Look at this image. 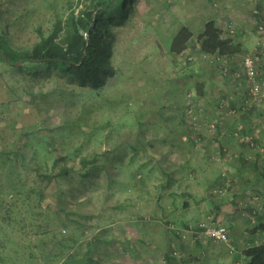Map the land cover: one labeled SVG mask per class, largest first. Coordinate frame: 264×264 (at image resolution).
Segmentation results:
<instances>
[{"label":"rangeland","instance_id":"obj_1","mask_svg":"<svg viewBox=\"0 0 264 264\" xmlns=\"http://www.w3.org/2000/svg\"><path fill=\"white\" fill-rule=\"evenodd\" d=\"M67 1L76 2L0 0V28L14 46H29L34 27L48 25ZM238 2L125 0L126 20L113 25L115 74L99 89L53 67L21 73L0 62V255L7 264H244L241 251L263 211L254 184L264 144L250 131L255 145L244 158L260 163L238 171L220 164L219 153L229 147L226 162L238 163L234 133L243 134L247 112L262 108L264 95L253 102L242 70L230 73V57L203 54L195 40L212 7L222 14ZM184 24L194 32L189 46L169 54ZM236 25L220 28L238 41ZM198 89L210 109L194 107ZM233 99L237 108H230ZM197 130L206 139H177ZM93 154L85 176L50 174ZM199 223L224 225L236 252L200 237Z\"/></svg>","mask_w":264,"mask_h":264},{"label":"trees","instance_id":"obj_2","mask_svg":"<svg viewBox=\"0 0 264 264\" xmlns=\"http://www.w3.org/2000/svg\"><path fill=\"white\" fill-rule=\"evenodd\" d=\"M124 2L125 0L67 1L63 13L56 11L48 25L39 23L34 27L36 39L26 47L14 46L8 40V29L0 28V62L21 73L31 68L53 67L68 81L99 89L115 74L111 61L113 25H120L126 20L128 6ZM113 11H116L115 15H112ZM192 36L191 29L182 25L169 42V54H182L188 48ZM195 40L200 52L210 56L231 57L241 51L237 41L223 36V30L214 18L204 22L203 29L195 36ZM19 60L22 63L16 64ZM255 107L257 105H253L251 109ZM242 128L244 135L250 134L246 125ZM241 146L244 149L249 145L241 142ZM19 154L24 159V153ZM96 156L79 157L78 168L63 163L56 169L52 168L50 174L53 177H68L73 174L85 176L89 166L95 164ZM32 169L40 174L38 166H33ZM220 178L221 173L214 180L218 181ZM249 233L253 236L251 243L241 251L244 264H264V242L252 241L256 235H264V216L257 217ZM0 264H7L1 255Z\"/></svg>","mask_w":264,"mask_h":264},{"label":"crops","instance_id":"obj_3","mask_svg":"<svg viewBox=\"0 0 264 264\" xmlns=\"http://www.w3.org/2000/svg\"><path fill=\"white\" fill-rule=\"evenodd\" d=\"M232 6V5H231ZM209 8V7H208ZM220 8V7H219ZM224 9V12L221 14V10L216 11V7L211 8V12H215L213 14H210V16L207 18H214L216 20L217 25L223 26L224 23H235L240 27V38L238 39V43L240 44V49L241 51L230 57V73L236 72L237 70H242L241 66V59L242 56L245 54H255L258 55L259 60H258V67L262 70L264 73V0H239L238 5L235 7H222ZM252 10L255 12V15H252ZM221 14V15H220ZM254 16V17H253ZM254 18L256 19L254 22ZM206 19V20H207ZM205 20V21H206ZM204 21V22H205ZM204 24V23H203ZM203 24L199 28V31L197 32L196 35H198L202 29H203ZM187 25L188 27L189 24H184ZM236 25V26H237ZM262 25L263 30L259 29V26ZM258 27V29H257ZM191 29V28H190ZM192 31V29H191ZM194 34V32L192 31ZM173 36V35H172ZM172 38V37H171ZM170 38V40H171ZM186 51V50H185ZM243 72V70H242ZM244 75V74H243ZM201 88V87H199ZM192 93H195L196 90L195 88L190 89ZM201 92V94H199ZM198 99L195 100V105L194 107H199V105L203 102L205 105L203 110L205 109L206 106L209 107L208 103L204 102V97H205V91L202 89H198ZM197 96V95H196ZM234 101L230 102V108H237V103L235 99ZM197 105V106H196ZM201 107H199L200 109ZM210 109V107H209ZM234 110V109H233ZM252 114L247 112L248 116V122L246 123V127L248 128V131L250 130L253 132L257 137L258 141L262 144H264V105H262V108L255 107V109H252ZM208 119V117H207ZM205 117L202 116V121L199 119V123L203 125V128L205 127ZM231 123L234 122V117L231 116ZM181 122H186V120L181 117ZM202 131H191L187 134L180 133L178 134L179 137H177L178 140H186L188 138H192L191 136L195 137H203L206 139ZM218 135V133H216ZM207 135H210V133H207ZM213 140V139H212ZM224 140L223 142L226 144H230V140L228 138L222 139ZM227 152L229 151V147H224L223 152L219 153L220 154V164L226 165L228 168H231L232 166L234 167V170L238 171L239 169H243L244 165L249 167L250 165L258 164L260 163V160H256V156H254V162H248L244 158V153H245V148L240 150L239 156H237L236 161L238 162L237 164H234L232 162L228 163L226 162V150ZM208 153L206 154L205 160L209 159L208 158ZM256 160V161H255ZM259 171V174L256 178V191L259 193L261 197V202H262V207L263 211L261 212L260 216H264V166L263 163L259 164V168L255 166ZM192 173V172H191ZM250 185L249 183L246 184V186ZM253 185V186H254ZM249 239H247L248 241ZM253 240L256 241V239L253 238ZM248 244V243H247ZM246 244V245H247Z\"/></svg>","mask_w":264,"mask_h":264},{"label":"built area","instance_id":"obj_4","mask_svg":"<svg viewBox=\"0 0 264 264\" xmlns=\"http://www.w3.org/2000/svg\"><path fill=\"white\" fill-rule=\"evenodd\" d=\"M259 29L263 30L262 25L259 26ZM227 31L231 35L235 33L234 28H229ZM84 35H86V33H84ZM223 36H228V34L224 32ZM228 37H230V35ZM258 60L259 57L255 54H245L241 59L243 74L248 86V95L253 102L260 101L264 95V73L258 67ZM234 134L237 138L239 137L240 142H246L251 147L255 145L251 135H244L239 132H235ZM258 198L257 194L252 197L254 203L257 202ZM255 210L256 209H253V212H255ZM197 233L204 239H211L219 243H225L228 245V248L232 253L236 252L235 246L230 242L229 231L222 224L199 223ZM235 264L240 263L237 261Z\"/></svg>","mask_w":264,"mask_h":264},{"label":"water","instance_id":"obj_5","mask_svg":"<svg viewBox=\"0 0 264 264\" xmlns=\"http://www.w3.org/2000/svg\"><path fill=\"white\" fill-rule=\"evenodd\" d=\"M22 63V60H19L16 62V64H21Z\"/></svg>","mask_w":264,"mask_h":264}]
</instances>
